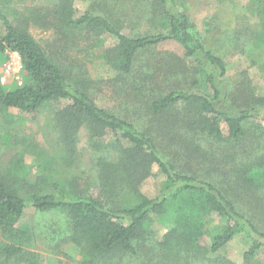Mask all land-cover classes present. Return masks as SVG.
I'll return each instance as SVG.
<instances>
[{
  "label": "trees",
  "instance_id": "obj_1",
  "mask_svg": "<svg viewBox=\"0 0 264 264\" xmlns=\"http://www.w3.org/2000/svg\"><path fill=\"white\" fill-rule=\"evenodd\" d=\"M252 1L259 3L262 12L261 27L255 34V47L258 48L264 42V0ZM74 2L56 0L47 16L32 15V20L41 28L56 27L57 31L78 28L114 37L116 43L103 50L102 57L111 70L121 75L131 73L141 53L168 41L180 45L185 58L198 63V71L202 72L209 90H174L157 95L148 104L149 113L156 119H164L166 127L163 130L168 129L180 141L181 136L191 135L225 142L227 151L225 155L221 153L217 166L228 160L234 162V156L241 152V144L247 137L249 120L256 116V111L227 112L223 109L228 96L225 62L205 48L192 30L189 16L171 11L168 5L176 0H160L159 10L166 30L135 37L126 36L113 22L90 11L74 18ZM0 22L4 28L0 36V62L7 52H16L22 65L21 85L7 89L0 81V116L10 108L31 114L61 101L63 105L52 121L66 157L74 162L77 134L82 127L94 139L108 133L112 135L109 143L112 149L107 151L119 152L116 162L109 161L106 155L98 158L97 177H89L88 184L53 182L51 193H34L36 183L30 184L15 174L2 177L0 235L4 241L0 245V258L4 262L0 264L39 262L37 254L26 250L34 241L33 233L27 226H18L28 208L40 213L67 215L66 242L78 248L83 264H113L120 255H136L139 246L150 237L148 228L152 216L168 228L158 244L168 260L174 258L172 252L185 251L196 259L211 261L207 255L218 253L239 235L249 246L244 253L246 259L264 250V202L257 195L260 187H264V154H256L249 164L234 163L230 171H206L204 176L213 175L214 180L218 179L217 185L198 180L191 173L177 171L165 149L151 136L132 122L97 106L80 78L71 79L69 70L48 58L27 31L26 23L15 25L2 12ZM258 101L264 108V99ZM262 119L264 122V115ZM222 125L227 129L225 138ZM2 138L5 144L12 145L8 141L9 134L5 133ZM193 145L194 153L201 156L204 151H199L198 143ZM203 156L205 160L210 157ZM153 168L163 179L159 195L148 198L141 193L140 184L153 176ZM95 181L98 191L92 192ZM23 184L27 188L21 191ZM245 203L250 205L248 208L259 211L256 214L260 218L254 219L258 223L246 213ZM212 214L222 220L223 226L213 234L207 249L200 241L205 234L204 219Z\"/></svg>",
  "mask_w": 264,
  "mask_h": 264
},
{
  "label": "rangeland",
  "instance_id": "obj_2",
  "mask_svg": "<svg viewBox=\"0 0 264 264\" xmlns=\"http://www.w3.org/2000/svg\"><path fill=\"white\" fill-rule=\"evenodd\" d=\"M55 2L0 0V12L15 25L26 23L27 31L48 58L69 70L71 79L80 78L97 106L132 122L151 136L158 146L165 149L167 158L173 161L177 171L188 175L191 173L198 180L217 185L218 179L214 180L213 175L210 176L213 177L212 181L204 176L206 171H230L234 163L249 164L256 154H264V108L259 106L258 101L264 99V42L255 47V34L260 30L262 13L257 1L176 0L168 5L172 12L181 11L189 16L191 28L204 42L205 48L225 62L228 96L223 109L227 112L241 109L256 111V116L249 120V131L241 144V152L234 156V162L228 160L221 166H217V162L221 153L225 155L227 151L225 142L203 136L193 138L191 135V138L187 135L179 137L181 142L168 129L163 130L166 127L164 119H156L149 113L148 104L157 95L174 90H209L202 72L198 71V63L185 58L180 45L168 41L141 53L131 73L121 75L111 70L102 57L103 50L116 43L114 37L78 28L57 31L56 27L46 29L34 24L32 15L47 16ZM159 3L160 0H75L74 18L90 11L113 22L126 36L155 34L166 30ZM3 34L4 28L0 22V36ZM9 53L0 62L1 85L7 89L22 83V72L17 80L5 73L4 65ZM143 77H146L145 81ZM61 105V101L50 103L31 114L10 108L4 116H0V179L15 174L30 184L36 183L34 193L46 194L53 192V182L65 185L69 181H76L83 186L88 184L86 180L89 177L96 179L99 171L97 160L101 156L106 155L109 161L116 162L119 152L112 150L108 153L112 149L109 146L112 135L108 133L94 139L85 127L77 134L74 162L64 155L52 121ZM221 128L225 138L227 129L225 125ZM5 133L9 134L8 141L12 145L2 140ZM192 143H198L199 151H204L201 156L194 153ZM123 145L127 146L126 143ZM204 154L210 156L208 160L204 159ZM153 171V176L140 184L141 193L148 198L159 195L163 179L156 168ZM94 184L92 192H97L98 187ZM23 187L21 191L27 188L24 184ZM257 195L264 202V187H260ZM249 206L247 203L244 205L250 219H259L256 214L259 211ZM67 218V215L58 212L26 210L18 226H27L34 235L33 243L26 250L39 256V262L35 264H83L78 248L66 242ZM156 218L152 216L153 221L148 228L150 237L144 241V245L139 246L137 254L120 255L113 260V264H264V250L251 259L245 258L244 253L249 246L241 235L235 236L218 253L207 255L211 261L196 259L185 251L172 252L174 258L168 260L158 245L168 228ZM204 221L205 234L200 243L208 249L213 234L223 226V222L213 214ZM3 241L0 235V245ZM2 262L4 260L0 258Z\"/></svg>",
  "mask_w": 264,
  "mask_h": 264
},
{
  "label": "built area",
  "instance_id": "obj_3",
  "mask_svg": "<svg viewBox=\"0 0 264 264\" xmlns=\"http://www.w3.org/2000/svg\"><path fill=\"white\" fill-rule=\"evenodd\" d=\"M13 59V60H12ZM5 73L8 77H13L14 80L18 79V74L22 71L20 57L16 52L8 54V60L5 65Z\"/></svg>",
  "mask_w": 264,
  "mask_h": 264
}]
</instances>
